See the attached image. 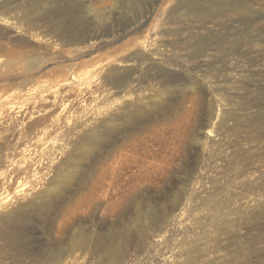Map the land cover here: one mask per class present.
Instances as JSON below:
<instances>
[{"label": "rangeland", "instance_id": "rangeland-1", "mask_svg": "<svg viewBox=\"0 0 264 264\" xmlns=\"http://www.w3.org/2000/svg\"><path fill=\"white\" fill-rule=\"evenodd\" d=\"M263 87L264 0H0V264H264Z\"/></svg>", "mask_w": 264, "mask_h": 264}, {"label": "bare ground", "instance_id": "bare-ground-1", "mask_svg": "<svg viewBox=\"0 0 264 264\" xmlns=\"http://www.w3.org/2000/svg\"><path fill=\"white\" fill-rule=\"evenodd\" d=\"M201 45V44H200ZM200 47H203V45L202 46H200ZM257 47V46H256ZM194 55V54H193ZM262 76V75H261ZM264 88V87H263ZM191 99V98H190ZM260 111V110H259ZM229 113V112H228ZM231 113V112H230ZM259 114V113H258ZM226 115V114H225ZM228 115H230V114H228ZM263 116H264V113L262 114ZM235 116V115H234ZM260 116V115H259ZM259 116H257V117H259ZM230 117H232V116H230ZM225 118V117H224ZM260 119V118H259ZM229 120V119H228ZM215 123V122H214ZM225 123V122H224ZM212 125H213V123H212ZM216 125H217V123H216ZM214 126V125H213ZM212 126V127H213ZM215 127V126H214ZM214 130H213V128H211V129H209V131H208V134H210V135H212L211 133L213 132ZM216 131V130H215ZM27 186V185H26ZM19 191V190H18ZM40 198V197H39ZM24 199V198H23ZM21 207V206H20ZM10 209V208H9ZM14 245V244H13ZM12 257V256H11Z\"/></svg>", "mask_w": 264, "mask_h": 264}]
</instances>
